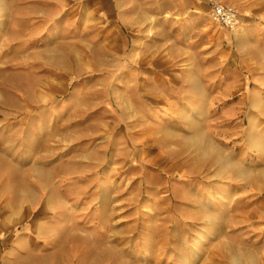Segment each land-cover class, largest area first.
<instances>
[{"label": "rangeland", "instance_id": "1", "mask_svg": "<svg viewBox=\"0 0 264 264\" xmlns=\"http://www.w3.org/2000/svg\"><path fill=\"white\" fill-rule=\"evenodd\" d=\"M213 1L0 0V264H264V0Z\"/></svg>", "mask_w": 264, "mask_h": 264}, {"label": "built area", "instance_id": "2", "mask_svg": "<svg viewBox=\"0 0 264 264\" xmlns=\"http://www.w3.org/2000/svg\"><path fill=\"white\" fill-rule=\"evenodd\" d=\"M210 19L221 26L230 27L239 19L238 13L230 6L211 0Z\"/></svg>", "mask_w": 264, "mask_h": 264}, {"label": "bare ground", "instance_id": "3", "mask_svg": "<svg viewBox=\"0 0 264 264\" xmlns=\"http://www.w3.org/2000/svg\"><path fill=\"white\" fill-rule=\"evenodd\" d=\"M237 37H239V35H238ZM253 129H254V127H252V128L249 130V135H250V136H252V134H253V132H254ZM210 147L214 150V146H213L212 143L210 144ZM207 153H208V150H207ZM208 221H210V217H208Z\"/></svg>", "mask_w": 264, "mask_h": 264}, {"label": "crops", "instance_id": "4", "mask_svg": "<svg viewBox=\"0 0 264 264\" xmlns=\"http://www.w3.org/2000/svg\"><path fill=\"white\" fill-rule=\"evenodd\" d=\"M12 250H18V244H14L11 246Z\"/></svg>", "mask_w": 264, "mask_h": 264}]
</instances>
